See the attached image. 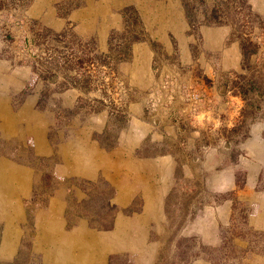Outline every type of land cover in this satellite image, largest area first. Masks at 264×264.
<instances>
[{
    "label": "rangeland",
    "instance_id": "rangeland-1",
    "mask_svg": "<svg viewBox=\"0 0 264 264\" xmlns=\"http://www.w3.org/2000/svg\"><path fill=\"white\" fill-rule=\"evenodd\" d=\"M186 2L190 20L183 0H0V97L21 119L15 137L0 136V154L33 170L23 246L9 264H41L35 245L46 229L69 254L83 226L102 249L101 260L86 253L88 264H150L154 256L153 264H264V130L263 139L253 133L264 121V0ZM244 39L258 46L247 60ZM93 51L101 57L90 60ZM200 108L208 113L198 118ZM35 124L46 126L53 154L34 150L27 131ZM86 127L99 146L106 130L120 147L102 157V171L120 174L132 148L139 158H175L164 241L151 230L158 253L136 240L117 246L110 231L141 199L126 206L115 189L110 196L101 172L96 180L66 174L60 146ZM224 167L234 189L220 188ZM187 173L194 176L185 184ZM249 174L258 179L248 184Z\"/></svg>",
    "mask_w": 264,
    "mask_h": 264
},
{
    "label": "crops",
    "instance_id": "crops-1",
    "mask_svg": "<svg viewBox=\"0 0 264 264\" xmlns=\"http://www.w3.org/2000/svg\"><path fill=\"white\" fill-rule=\"evenodd\" d=\"M32 103L30 100L26 103V111L33 109L34 105ZM9 107V102H6L5 97H0V136L3 139L6 136L13 137L16 135L15 132L9 134L11 133V128L21 124L19 116L8 111ZM261 110L264 114V103ZM207 113L206 109L200 108L196 112V117H204ZM29 128L27 134L33 137L34 150L45 156L53 154V147L47 138L46 126L35 124V126L30 125ZM253 129L255 139L259 137L263 139L264 121L255 123ZM84 130L85 132H81L79 136L77 134L75 138H72V136L67 138L60 146L62 166L67 167L69 171L66 174L88 180H96L101 172V175L113 185L115 194L121 200V203L123 202L124 204L125 202L126 206H129L135 198L141 199V207L138 211H132L131 219L128 222H122L120 218H116L110 231L113 237L117 239V246L118 244H124L123 246L127 247L132 244L129 242L136 240L142 246L156 248L155 253H158L157 250L162 245L158 240L164 241V233L166 231L164 226L167 197L171 191L175 190V158L171 153L139 158L134 155L135 150L132 148L127 160L121 164L122 175H120L121 173L117 175L115 170L109 171L108 167L102 171V157L110 158L111 156H116L120 147L117 145L109 151L103 150L97 141L92 139V132L88 133L87 127ZM101 130L100 128V130L93 129L92 131L100 132ZM115 164L117 166V163ZM257 166L261 167V164L258 163ZM123 168L125 169L124 171ZM227 168H222L225 174L218 176V183L220 188L234 189V180L233 177L231 179L227 175L229 171ZM258 175L256 174L253 177V174H249L246 179L247 183L250 184L257 180ZM185 176H187L188 180L185 179L183 183L186 184L192 180L194 175L187 173ZM32 178L33 170L29 169L27 165L17 163L13 159L6 158L0 154V264L14 262L20 248L23 246V222H26L24 205H26L25 200L31 195ZM206 179L208 178L206 177ZM209 180L213 182L212 170L209 171ZM177 182H181V180L178 178ZM222 205L227 208L230 202L225 200ZM48 211L49 214L52 213V206ZM191 223L192 220L189 221V225ZM48 226L54 227V221L50 220ZM155 228L158 230L157 233L159 235L157 241L150 238L151 230ZM81 229L83 237L70 240L73 246L72 250H69V254L61 253V246H59L58 240L53 234L55 230H44L40 240L37 242L38 244L35 245L42 248L43 257L41 264H88L92 259L87 262V252L92 255L94 261L95 259L101 260L102 249L100 243H95V240L89 241L94 236L92 230L87 226H83ZM83 229L85 230L83 231ZM85 236H88V240L85 239ZM154 260L155 256L150 264H153ZM194 264L210 263L206 259H201L196 260Z\"/></svg>",
    "mask_w": 264,
    "mask_h": 264
},
{
    "label": "trees",
    "instance_id": "trees-1",
    "mask_svg": "<svg viewBox=\"0 0 264 264\" xmlns=\"http://www.w3.org/2000/svg\"><path fill=\"white\" fill-rule=\"evenodd\" d=\"M183 3H184V9H185V14H186V17H188V19L190 20V15H191V10L188 8V2H186V0H183ZM241 46H242V56H243V59H245V60H247L252 54H255L256 52H257V48H258V46L256 45V43H254V42H252V41H250L249 39H244L243 41H242V44H241ZM248 48V49H247ZM101 56L99 55V53L98 52H96V51H93L92 53H91V57H90V60L91 59H94V58H100ZM245 94V95H244ZM246 94H247V92H244L242 95H244V96H246ZM260 95H261V97L263 96V94H262V92L260 93ZM106 130H104L103 131V136L105 137V135H106ZM108 135V134H107ZM102 138L101 136H100V141H99V143H100V147H103L104 149H106V150H108V149H110V148H112L114 145H115V141L114 140H108V137H105V138ZM233 154H234V152H233ZM100 183L101 184H103L105 187H108V189H110V196L111 195H113V191H114V188L107 182V181H103V180H100ZM38 187L37 186H35V190L37 189ZM96 191V190H95ZM98 192V191H97ZM94 194V193H93ZM93 194H92V192L90 193V198L89 199H91L92 198V196H93ZM110 196H107V201H106V205L108 206V207H110L111 209L113 208V206H110V204H109V197ZM87 201H88V199H86ZM105 202V201H104ZM87 219H88V221L90 222V223H92L93 222V219L92 218H88L87 217ZM73 226V225H72ZM68 228H71V226L69 225L68 226ZM257 235H259V236H263L264 237V232H259ZM262 238V237H261ZM181 244V242L179 243H177V245H180ZM250 248V245H248L247 244V246H246V248H244V250H247V248ZM190 249H194V247L192 246V248H190ZM262 249H264V246H263V248ZM192 251V250H191ZM200 255L199 254H195V256H193V258L192 259H197L198 257H199ZM180 261H182L181 259H180ZM233 261H235V262H233V264H241L239 261H237V260H233ZM211 264H220L219 263V261L217 260H214V259H211ZM180 264V263H179Z\"/></svg>",
    "mask_w": 264,
    "mask_h": 264
},
{
    "label": "bare ground",
    "instance_id": "bare-ground-1",
    "mask_svg": "<svg viewBox=\"0 0 264 264\" xmlns=\"http://www.w3.org/2000/svg\"><path fill=\"white\" fill-rule=\"evenodd\" d=\"M173 18V17H172ZM168 22V21H167ZM16 117V116H15ZM13 121V120H12ZM10 122V121H9ZM6 124V123H5ZM1 127V126H0ZM5 129V128H4ZM6 130V129H5ZM18 131V130H17ZM23 131V130H22ZM22 133V132H21ZM15 136V135H14ZM48 231V230H47ZM81 231V230H80ZM76 236H78V235H76ZM43 238H45V237H43ZM78 238V237H77ZM93 241H94V239H93ZM48 242V241H47ZM96 242V241H95ZM41 243V242H40ZM42 243H44V242H42ZM94 248V247H93Z\"/></svg>",
    "mask_w": 264,
    "mask_h": 264
}]
</instances>
